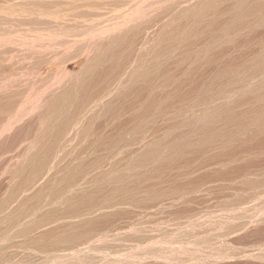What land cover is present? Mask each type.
I'll return each instance as SVG.
<instances>
[{"label":"bare ground","instance_id":"6f19581e","mask_svg":"<svg viewBox=\"0 0 264 264\" xmlns=\"http://www.w3.org/2000/svg\"><path fill=\"white\" fill-rule=\"evenodd\" d=\"M97 4L100 5L99 2ZM152 4L158 5L157 15L149 19L144 18L145 20L141 18V21H135L133 25L128 24L131 26L127 25L128 28L125 30L113 31L112 36L104 37L105 43L99 45L97 49L94 47V51L97 50L96 53L82 65L76 77L73 73L75 78L73 80L71 78V81L68 79L69 82H65L61 90L58 88L59 92L57 90L54 96L53 94L51 98L49 96V101L48 96L45 97L48 101L46 109L43 114L41 112V116L39 115L40 126H42H38V123L37 131H34V133L37 132L35 137L33 136L34 139L32 135L30 136V140H33L29 141L30 144L28 143L24 149L22 159L19 160L20 164L14 157L19 168L15 169L16 164L13 165L15 167L12 166L16 170L13 178L20 179V183L14 182L16 185L13 186L12 191L10 190V194L6 191L7 196L4 195V198H1L0 264H62V262L65 264L67 260L69 264H77V260L87 263L88 259L83 261V258L94 253L93 247L99 242L102 243L103 237L92 243H85L84 246L82 243L108 224L138 209H154L163 212L169 207L173 209L175 204L188 206L197 197L200 198L198 195L205 194L202 192L205 190V188L202 189L203 185L206 183L212 185L213 182L224 178L228 181L239 179L244 189L245 187L253 188L258 183L263 184L264 166L250 167L248 161H251L254 155L248 148V144L250 145L253 139L264 136V0H158L156 4ZM113 8H110L111 12ZM96 14L95 22L99 17H96ZM126 18L129 17L126 16ZM128 20L130 19L126 22ZM84 33L87 34L85 31ZM80 34L82 32L78 33ZM246 50L252 52L242 54ZM40 72L42 73L41 70ZM28 86L33 87L29 84ZM39 90L38 88V92ZM15 91L16 94L17 91ZM16 96L14 94L9 96L6 103L0 102L10 105L19 98ZM14 98L15 101H13ZM37 100L33 104L36 105ZM0 106L2 111L5 109L2 107H6L4 104ZM10 106L12 107V104ZM6 108L9 109L8 105ZM43 109L44 107L42 111ZM9 112L11 113V110ZM4 113V111L3 114L0 112L3 116ZM7 113L4 117L10 115ZM2 115H0L1 119ZM39 118L38 121H40ZM112 120L114 125L111 129V125L108 124ZM102 121L107 123L104 125H108L111 131L113 130L111 135L108 132L110 136L105 135V126L102 125L104 123ZM98 124L103 128L96 127L99 126ZM28 131L27 134H30ZM71 139L87 142L86 146L81 145L82 142H77L78 145L75 143V154L71 151L72 147L69 152H73V156L69 157V160L66 150L70 146L64 151L66 155L63 150L68 146L67 144L72 145ZM19 150L11 151H17L18 156ZM3 154L5 155V152ZM9 154L6 153L7 156ZM12 156L10 155L11 159ZM2 158L4 157H0L1 161ZM255 160H258V157ZM10 163L8 166L12 165ZM14 169L11 171L14 172ZM262 173L263 177L260 179L253 178ZM10 178L9 182L13 179L12 176ZM228 181L225 184L233 185ZM221 182L217 184L220 185ZM213 185L215 186V183ZM8 186L9 189L10 183ZM214 186L212 189L216 188ZM223 186L222 188L225 187ZM9 199H12L14 204H10ZM164 201L169 202V204L166 203L168 208L163 204ZM10 231L13 232L10 233ZM11 237L16 240V243L20 241L18 237H21V240L26 239L24 243L32 247L28 251L25 245L28 252H24L25 249H23L24 253H22L26 261H17L20 254L14 261L15 253L5 252L8 248L4 249L6 247L3 246ZM205 238L204 240L208 237ZM14 239L13 243H15ZM210 241H206L207 244ZM11 243L10 247H12ZM202 243L204 244V241ZM202 243L201 251L207 252L204 250L205 244ZM219 244L223 243H217ZM211 246H208L209 249H212ZM74 247L77 249H72ZM157 247L154 249L159 251L160 246ZM185 247L186 245L183 246V254L187 255L189 249L192 250L190 253H193L192 246L186 247L188 251ZM21 248L24 247L21 246ZM21 248H18L17 252ZM199 248L201 247L197 250L200 251ZM222 249L225 250L224 247L219 250L222 251ZM212 251H209L208 255H212ZM223 251L221 256L219 252L217 253V258L221 257L218 260L222 259ZM200 252L197 251L196 257H200L198 255ZM162 254L160 253L159 257ZM122 255L127 258L131 256ZM203 255L205 256V253ZM208 255L206 254L207 257ZM93 256L95 257V254ZM191 256L195 258L194 253ZM191 256L188 257L194 262L188 257L187 259L190 263L196 264L198 257L195 261ZM27 257L32 260L27 261ZM103 257L113 258L107 255ZM207 257L205 259H208ZM117 258L116 261L112 259L116 264L122 259ZM109 260L110 258L107 264L112 263ZM91 261L90 264L95 262L99 264V261ZM126 263L127 260L124 264ZM197 264H201L200 261Z\"/></svg>","mask_w":264,"mask_h":264},{"label":"rangeland","instance_id":"374dc122","mask_svg":"<svg viewBox=\"0 0 264 264\" xmlns=\"http://www.w3.org/2000/svg\"><path fill=\"white\" fill-rule=\"evenodd\" d=\"M5 1L6 2L4 3V0L3 1L0 0V6H2V7H0V13H1L0 14V23H1L0 24V34H2V35H0V37H1L0 38V101L5 102L7 99H9V96H11L13 94L15 96L16 95L18 96L20 93V95L18 96L19 98L17 100L14 98L13 101L16 100L14 103L13 102L10 103V105L12 104V107L9 104H5L6 102L3 103L4 105H6V107H7V105H8V108L11 107L9 109H7L6 107H2V108H5L3 110L5 113H7L11 110V113L10 112L7 113V114H10L9 116L7 115L8 117L7 116L4 117L5 113H4V116L2 115L3 111H2L1 106H0V109H1L0 112H2V114H0V115H2L4 117V120H3V117H2V119L0 118L1 119L0 121L2 122V123L0 122V133L2 132L0 134L1 135L0 136L1 137L0 138V157H2V156L4 157V158H2L3 159L2 161L0 160V178H1L0 179V204H1V200L4 198L3 196L4 195L7 196L8 192L10 194V190L12 191L13 186L16 185L15 183L16 182L18 184L20 183V179H14L13 177H15V176H13V174L19 168L18 165L20 164V161L22 159L23 151L25 152L24 149H26V147L28 146V143L30 144V142L34 139V137L37 133V132L34 133V131H37L36 126L38 123H39L38 126H40L41 120L39 117L41 116V112H42V114L44 113V110L46 109L45 108L46 103L52 97L51 95L53 94V96H54L55 92L58 90V88L61 90L62 89L61 87H63L67 82H69L68 79L70 80L72 78L71 80H73V78L76 77V75L78 74L77 72L80 71V68L82 67V65H84L96 53L97 50L94 51V49H95L94 47H96V49H97V47H99V45H102L105 43L106 39L104 37L109 38L110 36L113 35V33H114L113 31L116 32L119 29L125 30L126 28H128V26L130 27L131 25L135 24L134 23L135 21L138 22V20H140L141 18H142L141 20H143L144 18L149 19L153 15H157V13L159 11L157 9L158 5L156 4L158 2V0H147L148 2L146 0H138L139 3L137 2V0H135V1L126 0V2L124 0H117V1L116 0H108V1L107 0H91V1L90 0H86V1L85 0H78V1H76V0L71 1L70 0V2H68L69 0H48V1L47 0H37V1L36 0H28V1L27 0H5ZM127 1L129 2V4ZM96 2L97 3L99 2L100 5L98 6V4ZM107 2H109V3H107ZM121 2H123V4L126 3L125 7H123V4ZM135 2H136V4H135ZM35 3H36L37 7L36 6L34 7ZM92 3L94 4V6ZM133 3H134V5H133ZM152 3L156 4L157 6L153 5ZM131 4H132V6H131ZM22 5H24V6H22ZM62 5H63L64 9H63ZM137 6H140V7H137ZM29 7H30V9H29ZM112 7H114L113 8L114 10H112V12H111ZM128 7H129V9H128ZM42 9H44V10H42ZM123 9H124V11H123ZM20 10H21V12H19ZM26 10H28V12ZM37 10H41V11H37ZM96 10H98V11H96ZM149 10H150V12H149ZM1 11H3V12H1ZM5 11H7V12H5ZM78 11H80V12H78ZM92 12H94V13H92ZM116 12H118L120 14H117ZM11 13H12V16H11ZM20 13H21V16H20ZM95 13L98 14V15L96 14V17L99 16V13H101L100 16H102L101 18H99L100 16L98 17V19L96 18L97 23L95 22V18H94ZM5 14H7V15H5ZM92 14H93V16L91 17ZM107 14L109 17L106 16ZM114 14H115V16H114ZM60 15H61V17H60ZM78 15H81V16L78 17ZM126 16L129 18H126ZM29 17L32 20H30ZM35 17L36 18L39 17V19H36ZM118 17H120V19ZM67 18H70V19H67ZM93 18H94V20H92ZM115 18H117L118 20ZM127 19H130V20H128L129 23L126 22ZM132 19H134V20H132ZM82 20H84V21H82ZM90 20H92V21H90ZM98 20L100 21V25H99ZM131 20H132V22H130ZM75 21H76V23H73ZM109 21L110 22L113 21V22L110 23ZM116 21H118V22H116ZM21 22H22V24H21ZM91 22H93V23H91ZM121 22H122V24H121ZM71 24L76 26V27L72 26ZM87 24H88V26H86ZM94 24H95V26H92ZM97 24H98V26H97ZM105 24H106V26H105ZM128 24H131V25H128ZM18 25H19V27H18ZM107 25H109V26H107ZM15 26H17V27H15ZM64 26H66V27H64ZM94 27L97 31L94 29ZM56 28H58V30ZM10 29H12V30H10ZM80 29H82V30H80ZM87 29H89L91 31V33ZM10 31H12V32H10ZM78 31L82 32V34L78 35V33H80ZM84 31L87 32V34H85ZM92 31H93V33H92ZM121 31H118V32H121ZM61 32H62V35H61ZM3 34H5V35H3ZM23 35H25V36H23ZM33 35H35V36H33ZM5 37H6V39H5ZM17 37H19V38H17ZM66 38H67V40H66ZM103 39H104V41H103ZM54 40L55 41L57 40V42H59V40H60V42L57 44V42H55ZM66 41H68V42H66ZM6 43L8 44V46ZM36 47H37V49H36ZM54 47H55V50H54ZM15 50H17V51H15ZM21 50L22 51L24 50V51L22 52ZM251 50H253V49H251ZM39 51H40V53H39ZM250 51L247 52V50H246L245 52H242V54L243 53L244 54L245 53L250 54L252 52V51L251 52ZM255 51L256 50H254V52ZM77 52H78V54H77ZM66 53H67V55H66ZM17 54H19V55H17ZM55 55L58 57H56ZM34 60H36V61H34ZM37 63H39V64H37ZM33 65H34V67H33ZM35 66H36V68H35ZM38 68L42 71V73L40 72V70ZM73 73L75 74V77L73 76L74 75ZM31 74L33 75L32 77H31ZM36 74L37 75L39 74V75L37 76ZM44 75H45V77H44ZM71 75H72V77H71ZM27 79H29V80H27ZM26 82L33 87L28 86V84ZM20 83H23V84L20 85ZM52 83H53V85H52ZM12 85L14 86V88ZM50 85L52 87H50ZM35 86L37 88H35ZM41 86L42 87L45 86V87L42 88ZM16 87H17V89L18 88H20V89H18V91H17ZM54 87L56 89H53ZM38 88L40 89L39 92H38ZM14 89L17 91L18 94L14 93V91H15ZM12 92H13V94H12ZM23 92H24V94L26 93L27 95L25 94V96H22V95H24ZM57 92H59V90ZM38 93H40L41 95ZM36 94H38V95H36ZM43 94H45V95L43 96ZM47 96H48V98H47ZM49 96H50V98H49ZM45 97L47 98L48 101L45 100L46 99ZM33 98H35V99H33ZM36 100L38 102H35L36 103V105H35L33 103ZM1 102H0V105L3 106V104H1ZM43 103H44V106L42 105ZM40 105L44 107L43 111H42L43 107L40 108L41 107ZM37 107L39 110L37 109ZM33 108H35V109L33 110ZM6 109H7V112L5 111ZM35 110H36V112L34 113ZM31 111H32V114H31ZM38 112H40V113H38ZM29 115H30V117H29ZM33 115H35L36 117ZM37 117L39 118L40 121H38ZM4 121L6 122V124ZM102 122H104V123H102L103 126H105L107 124V123L105 124V121H102ZM112 122H114V120H112L108 124L109 126L111 125L110 126L111 129L113 128L112 126L114 125ZM102 125H99L96 127H99V129H100V128H103ZM108 125L104 127V130L106 132L105 135L110 136L112 134L111 132H113V130L111 131V129ZM34 127H35V129H34ZM40 127H38V128H40ZM105 128H107V130ZM27 129H29L30 134L29 133L27 134V131H28ZM32 131H33V133H32ZM108 132L110 133V135L108 134ZM18 133L21 135V138L23 139V141L20 138V135ZM31 135H32V137L33 136L34 137H33V139L30 140ZM73 140L74 139H71V144L72 145L74 144V146L67 144L68 146H66L63 150V153H64L66 148H68L70 146L66 150V153H68L67 154L68 159H69V157L71 158L73 156L72 155L73 152H69L70 149L73 147L71 149V151H74L75 145L76 144L78 145V143L82 142V141L80 142L77 140H74V141ZM83 142L81 143V145H85L87 141L86 142L83 141ZM69 143H70V141H69ZM12 144H14V145H12ZM21 145H22V147H21ZM12 146H13V148H12ZM18 147L21 151L19 149H17ZM248 148L251 149L252 154L254 155V158H253L254 160L251 159V161H248V162H250V167L251 168H255V167L259 168V166L260 167L264 166V152H263V150H264V136H260L258 138L253 139L251 144L250 145L248 144ZM15 149L19 150L18 156L16 153L17 151L12 152ZM4 152H5V155H6V153L7 154L10 153V154L8 156L7 155L5 156L3 154ZM66 153H64V155H66ZM1 154H3V155H1ZM12 154H13V156H12ZM74 154H75V151H74ZM10 155L13 157L12 159H11ZM19 156H21L20 159H19ZM14 157L17 158V160L19 162L18 165L16 163L17 160H15ZM257 157H258L259 161L255 160V159H257ZM7 159H8V161H7ZM9 159H10V162L12 161L13 163L12 162L10 163ZM13 159L15 161H13ZM9 163L12 164V165H9L10 167L8 166ZM15 164H16V167L13 166ZM12 166L15 167L16 170ZM7 168H8V170H7ZM10 168L14 169V172H12L13 170L11 171ZM9 169L12 173L9 171ZM2 172H4V173H2ZM9 176L10 177L12 176V178L14 179V180L13 179L11 180L12 185H11V182H9L11 179ZM16 176H18V175L16 174ZM256 177L260 179L261 177H263V173L256 175L253 178L256 179ZM16 178H18V177H16ZM251 178H252V176H251ZM223 180H224V182H223ZM223 180L217 181L218 183L222 181L220 183L221 186L219 184H217V182H213V183H215V186H216V188H213V189H212V187L214 186L213 183H212L213 186L211 185V183L208 185L206 183L205 184L206 186L203 185L204 187H202V189L205 188V190H202L201 188L200 189L202 190V192H205V194L201 193L202 195L201 194L198 195V196H200V198L197 197V199H196L197 201L194 200L195 202L193 201L194 203L192 202V204L190 203V204H188V206L187 205L186 206L185 205L180 206V204L179 205L177 204L178 205L177 206L175 204L176 208L174 206L172 209V207L168 208L167 204H169V202L164 201L165 203H163V202L162 203L165 204V206L167 205L166 207L168 208V210L166 209L163 212L155 211L154 209H143V210L138 209L137 211H134L133 213L131 211L132 214H129L125 217H122V218H119V219L113 221L112 223L108 224L105 228L99 230L97 233H95L93 236H91L87 241L82 243L84 246L85 243H89V242L92 243V242H94V240L101 239V237H103L102 238L103 242L102 243L99 242L97 245H95L93 247V248H95L94 253H91L90 255H88V257L83 258V261L88 259L87 263H86V261L83 263L82 260L81 261L77 260V262L76 261L75 262L77 264H81V263L90 264V261L92 259H93V261H91V262H95V260L99 261L100 258H105V259L110 258V260L112 261V259L114 257L117 258V256H119L117 259H120V258H122V259H121V262H118V264H124L126 262V260H127L126 264H129V263L130 264H133V263L134 264H194L192 262L190 263L189 260H192V259H190V257H188L194 253V255H195L194 257L195 258L198 257L197 258L198 261H197V259L193 258V256H191V257L193 259H195V261H197V262H195L196 264L199 261L202 264L203 260H205L204 263H206V264H264V182H263V184L262 183L256 184L257 186L255 185L254 186L255 188L250 187L252 189H250V188L246 189V187H245V189H244L243 186L240 184L239 179H238L239 181L235 179L236 182L235 181H228L227 178H224ZM227 181L229 184L233 183V185L232 184L228 185L227 183L225 184V182H227ZM234 182H235V184H234ZM9 183H10V188L8 189ZM223 184L225 187L223 186ZM260 184H262V185H260ZM217 185H219V186H217ZM259 185H260V187H259ZM207 186H208V189H207ZM209 186L211 187V189H209L210 188ZM222 186L224 188H222ZM220 187L222 188V190ZM216 189H218V190H216ZM6 191H7V193H6ZM207 192H208V194H206ZM216 192H218L219 194H217ZM9 194H8V196H9ZM9 202H10V204H14L12 199H9ZM239 227H240V230H239ZM135 229L137 230V232ZM230 230H231V232H230ZM232 231H233V233H232ZM11 232H13V231H10V233ZM234 232H236V233H234ZM205 237L206 238L208 237L209 239L208 238L206 239ZM11 238H10L11 241L9 239L8 240L9 243L6 241L4 246H3V247H6L4 249L8 248L5 252H8V253L14 252L15 253V255L13 256V257H15L14 261L16 260V258H17L16 256H18V254H20L19 255L20 257L18 256L17 261L18 260L26 261V257L23 254L24 252L27 251V248L25 247L26 243H24L26 241V239L22 238V240H23V242H22L21 237H18L17 239L20 241L19 242L17 241V243H16V240L13 237H11ZM204 238L206 240H204ZM13 239H14L15 243L12 242ZM195 239L197 241H195ZM210 239H211V241H210ZM200 240L204 241L205 245ZM206 241H208V242L210 241V243H208V244H211L213 242L212 244H215L218 247H216V246L212 247L211 246L212 244L208 245ZM199 242H201L204 245V250L207 251V252H204L202 250L205 253V256H206V254L208 255L209 251H212V250L215 251L217 248V251H215L216 254L214 253V251H212L213 252L212 253L213 258H212L211 254H210L211 256L208 255L209 257L206 256L209 260L205 259L206 257L204 255L202 256V254H204L201 251V249H203L202 248L203 246H200L201 243H199ZM215 242H217V243L221 242L224 244V246H221L223 244H219L221 246V247H219V245H217V243H215ZM6 243L9 245V247L11 246L10 243L12 244V247H10L11 251L9 250V247H7L8 245H6ZM18 243L19 244L21 243L20 246ZM22 243H24V244H22ZM195 243H196V245H195ZM198 243H199V245H198ZM193 244L195 245V247H193L194 246ZM13 245L14 246L18 245L17 246L18 248H21V246L24 248H21L22 251L20 249V251L17 252L18 248L14 247ZM185 245H186V247H187V245H190L187 248H189L191 246L193 247L192 249H194V250H193L192 254L190 253V251H192V250L189 249V251H188V249L186 247H185V249H187L186 251L189 252V253L187 252L189 255L188 254L185 255L182 253L183 246H185ZM207 245L211 246L212 249H209V247ZM154 246H156V247L160 246L159 247L160 250L158 251V249H154V248H156ZM163 246L165 247V249ZM206 246L209 249V251L206 248ZM27 247H28V251H30L32 248V247L30 248L29 246H27ZM198 247H201V248H199L201 252L199 250H197ZM223 247L225 249L224 251L222 249L223 256L226 254L225 255L226 259H225V256L224 257L222 256V259L224 258L225 260L219 259L220 260L219 261L218 258L221 256L220 254H222V251H220V250ZM12 248L14 251L12 250ZM213 248H215V249H213ZM23 249H25V251ZM72 249L76 250L77 248L74 247ZM195 249H196V252H194ZM163 250H165V251H163ZM197 251H198V253L200 252V254H198V255H200V257H202L203 260L199 256L196 257ZM160 253H163L161 255V257H159ZM217 253L220 255L218 258H217V256H218ZM21 254H22V256H21ZM93 254H95V257L93 256ZM122 254H124V255L126 254V256L131 255L130 258L131 257L132 258L130 259L129 257L128 258L124 257ZM23 255H24V257H23ZM104 255L113 256V258L112 257H103ZM22 257L24 259H22ZM89 257H91L90 258L91 260H89ZM187 257L189 260L187 259ZM29 258L30 257H27V261L32 260ZM94 258H95V260H94ZM199 258H200V260H199ZM105 259H100V261L101 260L104 261V262L101 261V264L105 263ZM108 259H106L107 262H108ZM115 259H113V260H115ZM68 261L69 260H67L66 261L67 263L65 262V264H69ZM100 261L98 262L99 264H100ZM115 261H112L111 264H113V262H114V264H116ZM117 261H120V260H117ZM192 261L194 262V260H192ZM78 262H81V263H78ZM107 262L105 264H107ZM209 262H212V263H209ZM62 264H64V262H62ZM94 264H97V263L95 262Z\"/></svg>","mask_w":264,"mask_h":264}]
</instances>
